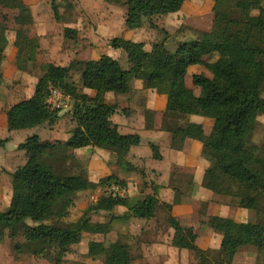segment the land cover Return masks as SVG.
Masks as SVG:
<instances>
[{
    "label": "trees",
    "instance_id": "1",
    "mask_svg": "<svg viewBox=\"0 0 264 264\" xmlns=\"http://www.w3.org/2000/svg\"><path fill=\"white\" fill-rule=\"evenodd\" d=\"M119 4L124 12V25L128 30L140 29L144 21L177 13L187 0H103ZM213 2V23L208 33L180 42L174 51L166 48L164 41L153 43L147 51L144 43L113 38L111 49L122 50L129 64H121L107 55L93 61L73 60L67 66L54 63L44 65V75L38 79L33 95L11 106L6 111L8 131H20L54 125L60 119L59 111L51 110L45 99L50 87L70 95L73 101L71 114L76 126L64 143L42 141L33 135L19 144L27 160L12 174L15 182L9 206L0 212V240L8 232L11 236L23 233L31 244V254L52 264H64L68 248L82 241L83 234L107 235L112 231L111 219L106 223H91L85 219L63 222L68 215L70 200L66 198L79 192L107 188L111 184L127 188L126 183L111 175L96 183L81 174H64L55 164L45 163L42 157L55 152L66 160L68 150L86 147L103 149L117 156L120 168L137 171L125 156L132 146L140 143L137 135H121L110 122L116 107L105 103L107 93L126 94L133 79L141 80L147 90L166 97L163 130L172 135V145L180 148L185 139L202 144V155L208 161L202 186L214 195L231 198L238 208L257 211L264 199V157L250 148V138L264 117V0H210ZM25 23L30 20L27 7H20ZM51 10L56 21L60 20L58 6L52 0ZM257 11V15L252 12ZM156 27V23H152ZM168 37V33L164 31ZM63 37L76 40L75 29H63ZM6 30L0 28V83L1 69L5 60ZM18 54L29 63L35 61V51L28 41L14 42ZM216 54L218 59L208 63L204 57ZM203 66L212 78L194 75L192 84L200 90L195 96L186 86L185 78L190 66ZM77 73L80 87L67 79ZM82 89L94 90L90 97ZM152 113H148V115ZM176 115L178 123L170 126L167 116ZM198 116L214 121L209 135L201 125L184 122V117ZM180 121V122H179ZM8 139L0 141L3 147ZM155 159L159 154L152 146ZM147 187V183L143 184ZM153 196L133 201L126 198L99 197L96 211L122 206L127 209L124 217L150 219L161 211L165 223L173 231L170 246L178 250L196 253L195 264H232L238 252L245 247L264 253V225L251 222H235L223 217H209L207 225L222 237L216 259L208 257L211 251H203L196 245L197 233L187 228L171 215V205L160 202L156 187ZM207 203L203 204L205 211ZM57 219L58 223L46 221ZM32 224H28L27 222ZM21 247L15 246L19 251ZM55 252V253H54ZM87 255L101 258L102 264H131L128 244L117 241L114 246L89 242ZM84 264V263H75Z\"/></svg>",
    "mask_w": 264,
    "mask_h": 264
},
{
    "label": "crops",
    "instance_id": "2",
    "mask_svg": "<svg viewBox=\"0 0 264 264\" xmlns=\"http://www.w3.org/2000/svg\"><path fill=\"white\" fill-rule=\"evenodd\" d=\"M48 2L49 0H0V28L6 30L7 37V44L4 49L5 60L1 69L2 82L0 83V141L8 139V142L3 147H0V168L7 169L6 166L10 164V159L12 158L26 157L24 162L11 171V173L23 166L27 160L25 152L17 149L18 145L33 135L41 139L38 133L39 128L49 125L43 124L36 128L26 129L32 131H29L28 135L22 136L19 133H15L18 131H8L6 119V111L19 101L30 98L34 93L38 79L45 73L44 66L39 67L43 71L41 76H37L36 67L39 66L37 60L42 58L39 54L44 55L50 51L51 41L49 38L52 34L46 28L43 29L40 26L41 23H44L41 14H49L51 12ZM205 3V9L197 8V10H194V13L198 17L202 15L206 19L205 23L202 21L191 23L186 20L188 26L199 30L201 33L210 32L213 23V19L211 21L213 2L207 0ZM22 5L26 6L31 13L30 20H27L25 23L20 14V7ZM182 8L177 13L160 17L161 20L158 23L162 24L163 29L168 35L177 32V27L172 29L173 31L169 30L168 24L169 21L176 19L181 14ZM114 10H119L120 15L118 17L114 14ZM109 14L112 15L106 19L111 22L112 26L110 29L113 32V37L108 38L102 52L100 49L97 50L96 46L90 51H94V53L96 51L99 52V57L102 55L110 56L116 59L124 69H128L129 64L126 54L122 50L111 49L109 45L110 40L117 37L131 42L144 43L145 49L149 51L151 45L157 42L154 41L152 44L144 42L140 34L142 32L149 33V31L157 34L158 31L156 29H149L145 24L146 21H144L140 29H126L123 18L124 12L121 6L119 8L113 6ZM117 20L118 22H116ZM199 23L201 28H208L201 31ZM15 41H28L30 43L35 51V61L33 64L18 54V49L14 46ZM59 51L61 52V57L59 58H62V60H50L46 64L54 63L59 66H67L73 60H82L85 54V51L75 49L63 50L59 48ZM99 57L89 61L97 60ZM208 58H212V61H209ZM217 59L218 56L216 54L204 57V61L208 63L215 62ZM194 75H204L209 79L212 78V75L200 65L188 68L185 78L186 86L193 91L195 96H198L200 90L192 84V77ZM82 90L92 98L96 95L94 90ZM104 100L106 104L116 107L115 113L110 116V122L117 127L118 132L121 135H137L140 138V143L137 146H132L125 156L126 161L135 167L137 171L128 172L120 168L117 164V156L103 149L86 147L71 150L82 154L90 153L86 166L89 181L96 183L99 179L114 175L127 183L130 193L133 195V198L130 199L133 201L143 199L145 196H153L154 192L151 187L155 186L157 199L162 203L171 205V215L180 225L193 228L196 231V245L203 251L218 250L222 240V237L214 233L206 224L209 217L228 218L238 223L248 222L244 219V216L249 215L252 211L231 206L228 202L224 203L223 197L214 195L202 186L205 171L209 167L208 161L202 155V144L198 141L185 139L180 148L172 145V135L162 128L167 102L165 96L145 89L141 80L133 79L130 82L128 93H107ZM148 113H152V115L149 114V117H147ZM59 116L58 122L54 125H49L47 129L48 134L51 136L56 134L55 126L60 125L64 118L62 113H59ZM69 116L71 128L67 132H64L63 135L56 134L57 136L54 140H58L57 143L66 142L71 131L76 126L71 111ZM259 119L262 120L264 117H259ZM184 122L201 125L205 135L210 134L214 123L212 119L198 116L184 117ZM18 138L19 140H17ZM46 142L54 143L51 140H46ZM152 146L159 154L160 159L154 158ZM9 153H12L11 156H9ZM8 171L10 170L8 169ZM144 183H147V187H143ZM84 192L87 191L76 193L74 196H79ZM204 203H207L205 211L203 209ZM101 212L107 213L109 221L113 217L111 219L112 231L107 235L83 234L82 240L85 236H90L94 239L89 242L108 243L106 238H112L114 240L113 243H116L120 236H128V239L130 238V242L128 243H138L143 251L148 247L149 251L144 253L145 257H156L158 260L161 259L162 261L160 262L164 264H178V261H171L168 256L164 255L157 256L159 250H164L172 256L178 255L179 252H190L178 250L170 246L174 231L166 225V216L161 211L150 219L124 217L127 209L122 206L112 207L108 211ZM99 236L105 237L98 239ZM105 246L108 247L106 244ZM238 254L235 256L232 264H238ZM197 261H194L192 264L197 263Z\"/></svg>",
    "mask_w": 264,
    "mask_h": 264
},
{
    "label": "rangeland",
    "instance_id": "3",
    "mask_svg": "<svg viewBox=\"0 0 264 264\" xmlns=\"http://www.w3.org/2000/svg\"><path fill=\"white\" fill-rule=\"evenodd\" d=\"M56 5L58 6V11L60 14V20L56 21L54 19L52 10L49 14H41L44 23L40 24V26L52 34L49 38L51 41L49 52L44 55L39 54L42 56L38 61L37 68V76H41L42 68L46 62L52 60H62L61 52L59 48L63 50H78V51H85V54L80 61H89L91 59L99 57V52H91L92 48H97V50H104V45L108 38L113 37V32L111 31L110 27L111 22L108 21L106 18H109L112 14H109L113 6L119 8V4H108L105 3L103 0H53ZM124 1V0H120ZM207 0H187L183 5V10L181 14L177 16L176 19L169 21L168 29L172 30L175 27L178 28L177 32H173L168 37L164 34V29L162 24H159L158 21L161 18L153 19L152 23H156L155 27L150 22H145L146 26L149 29H156L158 33H149L142 32L140 34L141 39L144 42L151 43L152 42H162L164 41L166 44V48L169 51H174L177 45L180 42L188 41L195 39L200 36L201 32L196 30L195 28H191L187 25V22H206V19L199 15V17L194 13V10L197 8L205 9ZM52 0H49L48 4L51 7ZM264 6V3H263ZM26 7V6H25ZM13 12V11H12ZM30 12V10H29ZM114 14L118 17L120 15L119 10H114ZM252 15H257V11L252 12ZM31 16V13L29 14ZM21 17L24 18L23 12H21ZM213 19V14H211V21ZM186 20H188L186 22ZM190 20V21H189ZM118 22V20L116 21ZM210 24V19H209ZM198 25V24H197ZM204 26V25H203ZM69 27L75 29L78 33V37L76 40H67L63 37V29ZM200 30L202 31L205 28H201L199 23ZM173 31V30H172ZM204 31V30H203ZM39 48V46H38ZM64 55V54H63ZM65 59V57H63ZM123 60V59H121ZM209 61H212V58H208ZM125 65V63H124ZM68 82H73L80 87L79 77L77 73H71L70 77L67 79ZM262 96L264 97V86H263V93ZM63 115V120L60 125L55 126L57 132L56 134L63 135L64 132H67L71 128L70 119V110L60 111ZM167 121L169 125L172 127L176 123H178V119L176 115H169L167 116ZM180 122V121H179ZM49 125H45L39 128L38 133L41 136V139L51 140L54 143H57L58 140H54L56 138V134L51 136L48 134ZM29 131L32 130H22L15 133H19V135L26 136L28 135ZM51 138V139H49ZM19 140V138L17 139ZM7 143V142H6ZM250 148H254L258 151L259 156L264 157V119L258 120L256 128L253 132L252 137L250 138ZM8 148V147H7ZM9 148H11L9 146ZM8 148V150H9ZM12 154V153H11ZM9 153V156H11ZM61 154L52 152L46 154L42 157V161L45 163L55 164L57 171L59 173L64 174H81L88 179V170L87 160L90 153L82 154L76 151H69L67 159L64 160ZM8 157V156H7ZM26 157L23 158H12L10 159V164H8L6 168H0V212H3L9 206L11 194L13 188L15 186V182L11 176V171H13L17 166H19L22 162H24ZM8 169L10 171H8ZM123 169V168H122ZM264 176V175H263ZM126 186L129 190L128 199L133 198V195L130 193V188L126 183ZM102 189L99 197L105 196V188L100 186L93 190H88L79 196H69L66 199L70 200V206L68 209V215L62 219L63 222H75L78 219L82 218L88 220L91 223L95 222H104L106 223L109 221V216H107L106 212L96 211L94 207L97 203V200L94 199L96 196L97 189ZM98 197V199H99ZM223 202H228L231 206H236V201L229 198L222 199ZM244 219L251 223H260L264 225V199L262 200L259 208L257 211H252L250 214L245 215ZM28 224H32L31 222H27ZM49 224L58 223L57 219H51L46 221ZM105 237V236H104ZM104 237H98V239H102ZM94 238L90 236H85L81 243L71 246L68 248L66 254L63 258L64 264H75V263H84V264H102L101 258H90L87 255V245L88 242ZM108 243L106 244L108 247H112L115 243L112 238H106ZM119 242L128 244L131 251L132 256V264H164L161 263V259H156V257L150 258L145 257L144 253L149 251L148 247H146L145 251L138 245V243H128L130 242V238L128 236H120L118 238ZM216 245V243H214ZM15 246L21 247L19 251L15 250ZM31 244L26 235L19 232L15 235L11 236L8 232L5 233L4 237L0 240V264H52L44 259L36 258L31 254ZM211 251L209 254V258L216 259V250H209ZM55 253V252H54ZM158 255L168 256L169 260L171 261H178V264H192L194 261L199 259V256L193 252H179L178 255L172 256L170 253H166L164 250H159ZM247 257L249 258L247 260ZM176 264V263H173ZM206 264H212L211 261H208ZM238 264H264V253L258 252L254 248H244L238 254Z\"/></svg>",
    "mask_w": 264,
    "mask_h": 264
},
{
    "label": "built area",
    "instance_id": "4",
    "mask_svg": "<svg viewBox=\"0 0 264 264\" xmlns=\"http://www.w3.org/2000/svg\"><path fill=\"white\" fill-rule=\"evenodd\" d=\"M45 104L51 109L55 111H65L72 109L73 101L70 95L64 94L59 89L50 87L48 89V94L45 99ZM102 189H97L96 196H94V199L98 200L99 194ZM129 190L128 188L111 184L107 188H105V196L104 197H110V198H126L128 196Z\"/></svg>",
    "mask_w": 264,
    "mask_h": 264
}]
</instances>
